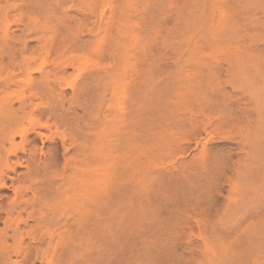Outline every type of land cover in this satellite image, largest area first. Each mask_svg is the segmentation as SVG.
<instances>
[{"label":"rangeland","instance_id":"1","mask_svg":"<svg viewBox=\"0 0 264 264\" xmlns=\"http://www.w3.org/2000/svg\"><path fill=\"white\" fill-rule=\"evenodd\" d=\"M89 1L78 8V0H0V52L24 41L43 45L51 33L30 39L23 24L34 31L59 17L65 28L58 36L75 33L73 55L85 68L75 69V85L88 71L120 69L135 80V94L147 99L145 113L124 128L120 151H112L113 119L125 118L129 104L122 81L106 79L97 87L100 99L109 98L97 112V132L110 160L103 159L106 170L97 176L99 219L83 222L80 241L94 256L86 264H264V0H92L88 10ZM89 11L104 17L95 23L81 18ZM115 89L119 94L111 99ZM64 94V112H70L76 104L68 100L71 89ZM228 114L236 119L216 124ZM246 126L250 142L255 134L261 142L252 150L260 156L256 164L240 161L236 135ZM42 142L36 138L45 152ZM55 145L61 156L59 139ZM119 154L132 165L120 166ZM115 165L123 170L114 171Z\"/></svg>","mask_w":264,"mask_h":264},{"label":"bare ground","instance_id":"2","mask_svg":"<svg viewBox=\"0 0 264 264\" xmlns=\"http://www.w3.org/2000/svg\"><path fill=\"white\" fill-rule=\"evenodd\" d=\"M86 1L78 0L76 6L79 8ZM89 2L87 9L91 10L93 1ZM2 10L1 16L6 17L10 8ZM102 16L104 14L93 15L89 11L81 18L95 23L101 21ZM57 19L59 21L53 26H49L48 21H40L44 24L37 23L35 32L23 24L21 32L30 39H43L51 33L43 45L29 47L24 41L19 45H7L0 52V112L7 113L3 115L5 124H0V191L8 192L0 195V264H86L94 258L82 247L80 240L83 222L99 219L100 183L97 176L101 170H106V166L101 167L103 159L110 160V150L102 145V136L97 132L100 124L97 112L109 98L105 95L100 99L97 87L101 88L100 83L106 79L109 82L115 79L114 83L122 81L121 94L129 104L130 111L125 118L113 119L117 137L107 141L112 151H120L126 140L124 128L145 113L148 105L141 92L136 95L132 90L135 80L125 79L124 71L120 69L112 73L106 67L88 71L82 83L75 85L72 80L77 75L75 69L84 68L81 60L77 61L73 55L78 49L74 45L76 35L73 32L63 35L61 31L58 36L60 26H65L60 22L61 18ZM69 68L74 71L72 76L67 72ZM20 75L24 78H18ZM144 78L143 74L136 80V88L144 83ZM252 78L258 79L257 75ZM261 79L264 82V75ZM67 89H71L70 103L78 104L68 106L70 112H64ZM118 94L115 89L110 98ZM214 104L218 107L222 102L217 100ZM76 110H81L84 115L76 114ZM68 113L72 115L68 116ZM228 119L232 122L236 117L231 114L218 116L216 124ZM121 121L126 122L123 129L117 126ZM85 128L91 131L90 134L83 132ZM246 132L247 126L236 135L242 151L240 161L251 158L255 163L260 156L256 157L252 150H257L261 142L255 141L256 134L254 144L250 142ZM37 137L43 140V147L48 146L45 152L42 147L37 148ZM58 139L63 147L61 156L55 145ZM250 145L253 147L246 149ZM70 151L72 156L66 157ZM121 156L118 155L120 166L132 165V161ZM243 166L246 168L247 164ZM257 169L255 165L254 171ZM113 170L121 172L123 169L115 165ZM29 221L35 222L34 228L30 226L22 231V226L28 225ZM96 243L97 239H94ZM13 255L16 260H12Z\"/></svg>","mask_w":264,"mask_h":264}]
</instances>
